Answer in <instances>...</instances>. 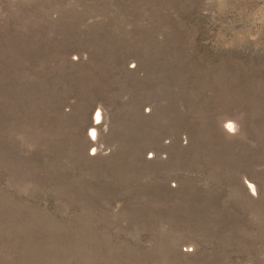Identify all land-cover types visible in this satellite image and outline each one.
<instances>
[{
	"label": "rangeland",
	"instance_id": "rangeland-1",
	"mask_svg": "<svg viewBox=\"0 0 264 264\" xmlns=\"http://www.w3.org/2000/svg\"><path fill=\"white\" fill-rule=\"evenodd\" d=\"M0 264H264V0H0Z\"/></svg>",
	"mask_w": 264,
	"mask_h": 264
},
{
	"label": "bare ground",
	"instance_id": "bare-ground-1",
	"mask_svg": "<svg viewBox=\"0 0 264 264\" xmlns=\"http://www.w3.org/2000/svg\"><path fill=\"white\" fill-rule=\"evenodd\" d=\"M98 115H99V114H97V117H98ZM96 119H97V118H96ZM97 124H98V121H96V120H94L93 123L91 124V126H90V130H91L92 133H94V131L98 128V125H97ZM227 126H228V127H233V129H234V123H233V122H229V121H228V122H227ZM251 185H252V184H251Z\"/></svg>",
	"mask_w": 264,
	"mask_h": 264
}]
</instances>
